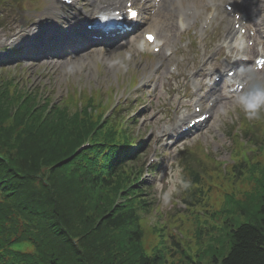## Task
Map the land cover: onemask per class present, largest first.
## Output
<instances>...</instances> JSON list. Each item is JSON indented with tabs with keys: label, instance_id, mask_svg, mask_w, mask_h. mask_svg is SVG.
I'll use <instances>...</instances> for the list:
<instances>
[{
	"label": "trees",
	"instance_id": "1",
	"mask_svg": "<svg viewBox=\"0 0 264 264\" xmlns=\"http://www.w3.org/2000/svg\"><path fill=\"white\" fill-rule=\"evenodd\" d=\"M11 85L0 84V264H161L142 246L151 204L125 163L132 143L122 124L87 108L47 109ZM254 197L229 200L247 222L229 232L216 264H264V185Z\"/></svg>",
	"mask_w": 264,
	"mask_h": 264
},
{
	"label": "rangeland",
	"instance_id": "2",
	"mask_svg": "<svg viewBox=\"0 0 264 264\" xmlns=\"http://www.w3.org/2000/svg\"><path fill=\"white\" fill-rule=\"evenodd\" d=\"M7 1L0 0V47L9 38H14L23 31L28 34L35 30V22L41 17V14L36 13L50 10L51 2ZM257 1L263 3L259 5L258 11L264 13V0ZM22 8L26 12H20ZM26 16L28 27L22 28L21 18ZM53 18L60 20L58 16ZM173 21L174 16L163 29L169 31L172 38L175 37ZM98 55L103 56L102 64L96 60ZM180 55L187 56L180 50L172 60L162 61L140 55L132 56L126 47H120L115 52H94L73 61L62 60L49 64L45 61L31 63L25 61L22 54H17L16 58L2 61L5 66H0V84L11 82L12 90L20 91V94L31 91L36 96V101L47 109L56 107L58 111H63L67 107L65 112L70 114L79 110L77 89L84 90L82 100L85 105L93 102L101 111L104 109L98 106V100L111 109L121 103L119 106L123 108L124 116L132 114L136 117L134 135L138 140L147 142L138 166H144L145 169L148 167L147 154H157L159 162L169 166L168 171L160 176L147 177L146 172L144 174L151 203V215L144 216L142 220V246L145 254L150 257L160 256L163 259L161 264H191L193 261L216 264L215 258L221 262L227 255L229 232L247 222L238 205L229 200L236 197L235 199L244 201L247 195L251 200L250 197L257 196L264 185V112L259 110L258 118L249 119L251 124L248 125L244 121L245 115L241 107L239 112L233 111L238 106L236 100L221 102L205 133L164 147L163 140L157 134L161 129L158 122L136 115L135 105L128 104L126 98L134 99L138 91L137 87H130L132 80L134 84H139L162 62L164 68L156 78L158 89L152 99L144 102L151 104V116L163 113L159 107L167 108L166 101H175L178 97L175 93L176 80L167 85L165 78L171 74L168 71L170 65L179 64L180 69L183 68ZM138 107L142 113L140 103ZM171 114L174 111H167L165 117ZM238 148L253 160L249 166L244 163L240 165L236 161L235 152ZM177 168L181 170L180 177L188 187L174 194L165 205L161 196L168 189L169 181L177 179ZM197 178L198 182L202 181L200 186L193 184ZM203 188L205 191L201 193ZM244 207L250 208L246 204ZM250 210L253 211V208Z\"/></svg>",
	"mask_w": 264,
	"mask_h": 264
},
{
	"label": "clouds",
	"instance_id": "3",
	"mask_svg": "<svg viewBox=\"0 0 264 264\" xmlns=\"http://www.w3.org/2000/svg\"><path fill=\"white\" fill-rule=\"evenodd\" d=\"M236 103L242 108L248 119H256L259 116V110L264 108V83L254 82L248 90L236 97ZM180 169L177 168L175 175L177 179L169 181L168 189L161 196L162 203L167 205L174 194H178L181 189L188 187L187 183L180 177Z\"/></svg>",
	"mask_w": 264,
	"mask_h": 264
},
{
	"label": "bare ground",
	"instance_id": "4",
	"mask_svg": "<svg viewBox=\"0 0 264 264\" xmlns=\"http://www.w3.org/2000/svg\"><path fill=\"white\" fill-rule=\"evenodd\" d=\"M173 1H175V0H173ZM115 3H116V4H120V3H121V0H117ZM185 10L191 12V13H192V16L197 15V14L199 13V9L196 7L194 1L188 2ZM177 11H178V9L175 8V6H172V10H171V12H172V13H174V12L176 13ZM94 12H97V13L99 14V13H103V12H105V10L100 9L98 6H96V7L94 8ZM178 16L180 17V18H179L180 22H181V23H184V20H183V18H182V17H184L182 9H181V11L179 12ZM242 42H243V41L240 40V42H236L233 46H234L235 48H241V47H242ZM156 43H157V42H156ZM226 44H227V45L232 44V42L230 41V39H228V40L226 41ZM140 45H143L142 41L140 42ZM230 46H231V45H230Z\"/></svg>",
	"mask_w": 264,
	"mask_h": 264
},
{
	"label": "snow or ice",
	"instance_id": "5",
	"mask_svg": "<svg viewBox=\"0 0 264 264\" xmlns=\"http://www.w3.org/2000/svg\"><path fill=\"white\" fill-rule=\"evenodd\" d=\"M127 12H128V14H130L133 18H135L136 17V15H137V13L131 8V7H129L128 9H127ZM149 41H151L152 39H153V37L149 34L147 37H146ZM201 118H203V117H201Z\"/></svg>",
	"mask_w": 264,
	"mask_h": 264
}]
</instances>
